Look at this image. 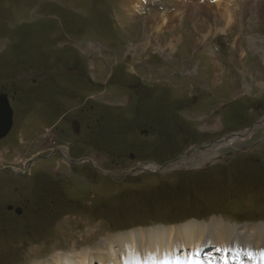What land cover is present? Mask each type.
I'll list each match as a JSON object with an SVG mask.
<instances>
[{"label":"rangeland","instance_id":"rangeland-1","mask_svg":"<svg viewBox=\"0 0 264 264\" xmlns=\"http://www.w3.org/2000/svg\"><path fill=\"white\" fill-rule=\"evenodd\" d=\"M210 1L0 0V89L15 96L0 167L20 171L73 140L75 157L95 155L103 169L92 166L70 195L62 167L59 177L56 167L35 173L29 193L0 174V264H32L138 227L190 221L209 227L218 219L240 239L264 237V122L255 124L264 121V0H230L237 17L228 26L219 10L206 11ZM73 120L82 130L72 138ZM249 127L215 145L200 166L147 169ZM16 205H26V215L13 214ZM208 207L222 213L186 217ZM178 238L170 244L188 251L187 238ZM109 251L122 261L121 250Z\"/></svg>","mask_w":264,"mask_h":264},{"label":"bare ground","instance_id":"bare-ground-1","mask_svg":"<svg viewBox=\"0 0 264 264\" xmlns=\"http://www.w3.org/2000/svg\"><path fill=\"white\" fill-rule=\"evenodd\" d=\"M234 4L230 0H211L210 3L206 4V11L216 13L219 10L220 17L226 21V25L228 26L237 17L233 8ZM261 122L264 121H260L259 124ZM215 145H209L208 148L210 150L206 148L204 152H198L199 150H196L197 147H193L191 149H195L198 152L193 151V156H185L179 160L169 161L171 163L168 162L162 168L157 165H149L147 169L167 171L184 166H187L186 168L200 166L207 160H210L211 157L213 158ZM205 147L203 146L202 148ZM211 225L214 227L213 230H209ZM211 225L207 227L204 226L203 222L190 221L180 227L170 226L167 229H161L160 227L151 229L138 227L127 232L113 234L106 239L102 238L93 246L82 247L77 252H56L44 259H36L32 264H204L203 260L206 258H201L200 255L210 256V259L205 262L206 264H230L231 261H233V264H264V257L261 256V252H264V237L262 234L256 233L254 237L244 234V237L240 239L237 234L238 228L232 230V227L224 225L218 219L212 220ZM245 226L247 227V224ZM229 235H231L232 240L229 239ZM175 236H178V240L181 241L183 240V236L187 238L189 244L188 251L185 247H182L183 245H181L182 248L178 251L177 246L174 247L170 244V240ZM202 237H207L213 246L208 247V244L200 242ZM147 241L154 243H149L146 248ZM228 242H230V245ZM243 242L248 243L249 247H241L240 243ZM227 245L230 253L229 256H226L225 252ZM110 248L121 250L122 261H119L116 255L114 256L110 253ZM176 249L177 251H175ZM129 250L132 252L139 250L141 258L136 260L133 257L127 256V251ZM132 252L130 254L134 255ZM166 252L170 254H165ZM171 255L173 256L171 257ZM217 256H219V260L216 259Z\"/></svg>","mask_w":264,"mask_h":264},{"label":"flooded vegetation","instance_id":"flooded-vegetation-1","mask_svg":"<svg viewBox=\"0 0 264 264\" xmlns=\"http://www.w3.org/2000/svg\"><path fill=\"white\" fill-rule=\"evenodd\" d=\"M1 94H6L7 95V100L9 103V106L12 109V118L13 115L15 114V109L13 107L12 101L14 100V97L12 94H9L7 91L0 89V95ZM87 111V109H86ZM99 118L101 119V115L99 116ZM96 124H100V120H96ZM13 125V124H12ZM89 124H87L86 126H88ZM43 130H46L45 127L42 128ZM69 129V133L72 134V138H73V134L74 136H78L81 133L82 130V124L80 121H76L73 120L71 123V126L68 128ZM60 132L62 133H68L65 132L63 129L62 131L60 130ZM59 133V132H58ZM7 135H5L4 137L0 138V141L4 140L6 138ZM70 138V139H72ZM23 141V139H22ZM73 142V140H72ZM72 142H70V145H67L66 143H59L57 145H54L51 148H48L47 150H43L41 152V154H38L34 157H32L30 160H28L26 162V164H22V168H20L19 170L13 169L11 166L12 165H1L4 167H0V174L4 177H6V179H10L13 180L14 179H18L22 182V186L21 189L25 190L26 192H31V188H29L30 185H28V183L33 180V175L35 173L39 174L42 173L43 175H47L46 171H52V169L54 167L57 168V170H60V167L64 168L67 170L68 172V176H70V180L72 181L71 183H73V185H69L67 184V189L66 191L69 193H73V190L75 188V184L74 182H80L81 179H83V177L85 176L86 173H88V171H91L90 168L92 166H96L100 169H102V167H100V165L98 164L99 160L96 158L95 155L90 156V157H85V158H77L74 156V151H73V147L74 145L72 144ZM100 159V158H99ZM87 166V167H86ZM101 166H104L103 164ZM103 170V169H102ZM92 172V171H91ZM48 173V172H47ZM60 174H62V172H58L57 173V177L60 176ZM102 174H106V172H102ZM94 175H99L94 173ZM13 176V178H11ZM77 177L79 181H73L72 178L73 177ZM67 180V178H66ZM19 181V182H20ZM66 185V184H65ZM10 188H12V190H17L18 187L16 186H11ZM13 192V191H12ZM25 192V193H26ZM79 196H83L82 193L78 194ZM95 196L90 195V197ZM10 205V204H9ZM7 205V206H9ZM19 208V212H17L15 209ZM27 206L23 205V206H13L11 212L13 214H16L17 216H22L23 214L27 213ZM26 215V214H25Z\"/></svg>","mask_w":264,"mask_h":264},{"label":"water","instance_id":"water-1","mask_svg":"<svg viewBox=\"0 0 264 264\" xmlns=\"http://www.w3.org/2000/svg\"><path fill=\"white\" fill-rule=\"evenodd\" d=\"M259 122H256L255 124L257 125V123H259ZM255 124H254V126H252L253 128L255 127ZM11 126H12V109L9 106V103L7 100V95L1 94L0 95V138L4 137L7 134V132L10 130ZM252 127H249L246 131L240 132V133L239 132H230L227 135H225L223 138L216 140L215 142H213L209 145H212V144L219 145V144H222L224 142L226 143L230 139H234V138H237L238 136L244 135V133H246L247 131H250L252 129ZM209 145H198V146H194V147H199V148L203 147V146L208 147ZM191 148H193V147H191ZM189 150L184 151L180 156H178L174 159H171L169 161L179 160L182 156L187 155ZM169 161L163 163L159 167L160 168L164 167V165H166ZM175 169H177V168H175ZM139 171L142 172V171H144V169L143 168H137L136 170L133 171V173L136 174V172H139ZM153 172L156 173L157 171H153ZM158 173L161 174V169L159 170ZM10 207L11 206H9V208ZM15 210L17 212L20 211L19 208H16Z\"/></svg>","mask_w":264,"mask_h":264},{"label":"trees","instance_id":"trees-1","mask_svg":"<svg viewBox=\"0 0 264 264\" xmlns=\"http://www.w3.org/2000/svg\"><path fill=\"white\" fill-rule=\"evenodd\" d=\"M204 173V172H208V169L199 171V174ZM174 174H183V175H190L189 171H177V172H173ZM231 195L234 194L232 197L233 198H237V201L240 200V197L237 195V197L235 196V193H230ZM237 194H243L241 191L237 192ZM243 196L245 197V199L249 198L248 196H246L245 194H243ZM212 208L208 207V208H201V213L199 215H194V214H189L190 216H186V217H193L195 216L197 219H205L207 218L212 212L214 211L216 213H222L221 211H216V210H210ZM224 214V213H223ZM242 215V214H240ZM244 219V217L241 218H237V220H241ZM158 222H162V223H172V222H177V221H167V220H159Z\"/></svg>","mask_w":264,"mask_h":264},{"label":"snow or ice","instance_id":"snow-or-ice-1","mask_svg":"<svg viewBox=\"0 0 264 264\" xmlns=\"http://www.w3.org/2000/svg\"><path fill=\"white\" fill-rule=\"evenodd\" d=\"M261 256L264 257V252H261Z\"/></svg>","mask_w":264,"mask_h":264}]
</instances>
